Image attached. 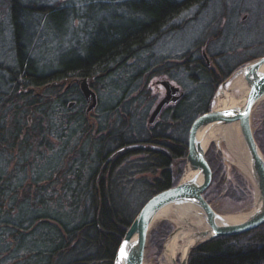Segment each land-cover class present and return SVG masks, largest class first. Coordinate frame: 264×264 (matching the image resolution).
Segmentation results:
<instances>
[{
  "label": "trees",
  "instance_id": "trees-1",
  "mask_svg": "<svg viewBox=\"0 0 264 264\" xmlns=\"http://www.w3.org/2000/svg\"><path fill=\"white\" fill-rule=\"evenodd\" d=\"M106 1L107 5L114 2L125 9L126 14L116 15V24L111 22L96 28L87 36L83 49L79 43L59 54L56 67L46 73L37 69L34 59L26 52L24 40L30 34L28 17L37 18L35 23L42 25L38 34L45 35V31H50L57 37L53 21L65 25L69 17L76 16L80 17L82 24L85 15H76L72 3L47 5L39 0H7L13 51L11 67L1 72L9 80L0 86V111L9 110L7 107L13 106L10 103H20L24 107L22 115L25 120L12 131L11 142L1 129L4 124H0V248L5 239L14 240L16 245L10 258H17L16 264H113L120 241L142 206L155 194L179 182L188 152L190 127L196 118L211 111L220 84L236 69L264 55V52L255 54L229 66L226 61L236 48H211L223 39V34L218 32L193 44V48L179 57V63H160L154 69L155 74L174 78L184 88L185 94L181 91L179 101L165 111L162 123L147 134L141 122L143 112L142 116L138 112L143 111L142 104L147 96L145 87L135 83L140 77L129 78L120 95L115 92L119 81H115L113 104L103 112L110 114L123 105L125 116H118L117 126L115 124L107 134L100 136V143L97 141L94 146V157L83 151L77 156L73 153L72 139L80 134L91 137L88 121L92 115L84 112L85 101L78 80L87 78L96 93L97 83L105 82L103 87L107 89L114 73L123 70L128 60L140 57L139 54L152 49L164 36L181 30L175 28L181 17L193 13V19L189 20L197 21L211 2L97 0L92 4H106ZM46 23L51 27L47 28ZM253 46L243 44L239 47L247 51ZM204 51L210 65L203 56ZM68 54L70 58L63 59ZM172 72L178 75L173 77ZM67 82L73 86L65 92L63 88ZM132 93H137L135 98H128ZM14 94L19 100L9 102ZM70 101L76 104L70 107ZM146 103L145 113L154 102L149 99ZM75 108L78 111L75 117L65 116ZM98 109L99 105L96 111ZM29 120L33 123L30 126ZM253 127L255 139L264 154V115L258 121L253 120ZM105 129L103 127L99 131ZM36 130L41 139L47 140L46 147H52L49 139L59 142V146L51 157L47 156L45 160L38 157L36 169L29 174L26 164L32 163L31 157H21L27 153L26 148L20 147L18 151L15 145L18 133L24 140L23 135ZM15 153L18 160L13 164ZM40 154L37 152V156ZM131 157L134 158L129 160L131 165L121 167L120 162H127ZM206 159L213 172V160L210 161L207 155ZM173 164H178L176 174ZM117 170L120 172L116 173ZM147 173L150 178L146 177ZM139 175L143 177L133 180ZM131 182L135 183L134 186L140 185L147 193L139 206L127 215L114 199L122 194L119 188ZM207 192L208 189L204 193L206 200ZM165 222L159 231L151 232L153 238L166 237L171 231L172 225ZM188 264H264V225L246 234L218 237L200 244L191 251Z\"/></svg>",
  "mask_w": 264,
  "mask_h": 264
},
{
  "label": "rangeland",
  "instance_id": "rangeland-1",
  "mask_svg": "<svg viewBox=\"0 0 264 264\" xmlns=\"http://www.w3.org/2000/svg\"><path fill=\"white\" fill-rule=\"evenodd\" d=\"M23 1L27 2L29 0ZM39 1L40 3L47 5H70L72 3L75 7V11H77L75 13L76 15H85V18L82 19V24L79 20L80 17L78 18L76 16L69 17V21H67L65 25L58 23L57 21H53V27L58 32L57 37L50 34L52 33L50 31H45V35L42 33L38 34L40 33L38 31H41L42 25L39 26L35 23L37 18L28 17L27 24L30 28L27 30L30 34L24 40L26 52L29 57L34 59L37 69H40L41 72L47 71L46 73L52 70L51 68L54 69V67H56V60L60 57L59 54H63L67 50L75 48L79 43L81 44V49H83L87 36L90 33L95 32L96 28L104 27L106 24L111 22H115L116 24L118 23V21H116V15H120L122 13L126 14L125 9L119 8L114 2H110L109 5H107L108 1L105 2L106 4H100L101 2H99V4H92V2L97 0ZM118 1L120 2V0ZM206 9L207 10L199 16L197 21H191L193 19V13L185 15L176 21L175 28H182L181 30H177L176 32L164 36L162 39L158 40L152 49H146L144 52L139 54L141 55L140 57L137 56L138 58L135 57L128 60L123 70L114 73L111 80H109L107 84V89L103 87L105 82H101L100 84L97 83V97L100 109L93 113L88 121L90 128L89 133L91 134V137L86 138L88 135L80 134L72 139L73 145L75 146L73 152L75 155L79 156L80 152L83 151L85 154L87 153L89 157H94V152L96 151L94 146L97 141L100 143L98 140L100 136L102 134H107L108 129H111L116 123L118 124V116H125L122 112L124 108L121 104L115 112L111 111L110 114H105L103 111L112 106L113 100L116 96L115 92L118 93L117 95H120L119 92L124 90L126 83H128V79L132 76L140 77L135 83L145 87L144 92L147 96L145 102L143 101L142 104L141 109H143V111L138 112H140L139 115L143 112L142 114L144 115V118L141 122L147 134V131L153 127L156 128L157 125L162 123L163 119H165V111L174 107V105L164 107L155 122H149L150 116L155 107L166 95L165 88L161 85V82L169 80L174 85L179 86L181 91L185 94L184 88L177 81H175L174 78L171 79L168 75L155 74L156 71L154 69L158 68L160 63L163 62L165 65L179 63V57L188 49L193 48V44H196L197 42L202 41L201 39L218 32L223 34V39L217 42L214 46L211 45V48L225 50L236 48L233 50L234 52L232 51V57L226 61L229 66L234 65L239 60L243 61L255 54L264 52V0H211ZM6 12L7 0H0V73H3L2 70L11 67L10 57L13 51L11 45V33L9 31L10 27L8 25ZM189 18H191V20H189ZM49 23L52 24L51 21H49ZM49 23L45 24L47 28L51 27V25H48ZM218 23L220 24L217 25ZM220 29H223L224 31ZM243 44H253L254 46L249 50L244 51L242 47H239ZM69 58L70 55L68 54L63 59ZM2 73V76L0 75V86L3 87L6 83H8L9 78ZM172 73L174 74H172L173 77L178 75L177 73ZM115 81H119L117 83L118 89L116 91L113 89V83H115ZM218 91L219 88L214 96L212 108L216 107ZM232 93L237 99L240 98L238 90L231 92V94ZM136 94L137 93H132L128 98H135ZM149 99H152L154 103L145 113V108L148 106L146 102H148ZM18 100L19 98L17 94H14L13 98L9 99V102H17ZM115 101H117V98ZM127 101L128 100H126V102ZM10 104L13 106H8L7 109L9 110L0 111V124H4L1 129L6 132L5 136H7V139L11 142L13 141L10 136L12 131L21 126L25 119L22 115V112L24 111L22 104ZM88 106L89 104L87 103V107ZM77 112V108H75L73 111L66 112L65 116L75 117ZM142 114L140 116H142ZM261 115H264V101L257 105L252 116V122L253 120L254 122L260 120ZM32 116L35 118L37 117L34 114ZM104 117L107 118V121L103 124V127H106L107 129L99 131L100 128H103L101 125L105 120ZM29 118L32 119L31 117ZM137 119L139 118L137 117ZM32 124V120H29V126ZM7 132H9V134ZM23 137H25L24 140H22V135L18 133L15 147L18 151L20 147L26 148L27 153L23 154L21 157H31L30 160L32 163L29 165L26 164L29 171L28 173L31 174L30 172L36 169L35 161L37 158L43 157L42 159L45 160L47 156H50L57 150L59 142L49 139V141L52 142V147H46L47 140L44 137L41 139L37 130L31 133L27 132L23 135ZM216 143L217 141H212L206 153L210 161L213 160V164L215 165L212 172L213 184H211L208 188L207 200L213 208L221 214H246L253 206V191L249 186L250 184L248 185V180L245 179L244 175L237 167V160L233 155L232 147L223 141H220V147L217 146ZM37 152H41V154L37 156ZM132 159L134 158H128L127 162L122 160L120 162L121 167L131 165L132 161L129 163V160ZM17 160L18 154L15 153L13 164ZM63 161L65 162L67 159H63ZM30 165H32V167H30ZM86 168L87 166L84 168V173ZM172 169L176 174L178 164H173ZM120 170H117L116 173L120 172ZM142 177L143 175H139L138 177H133V180L138 181L139 178ZM146 177L150 178L151 175L147 173ZM105 178L107 179V175H105ZM128 181H130V179ZM134 184L135 183L131 182L124 187H120L119 191H121L122 194L114 199L116 204L121 206L122 209H125L127 215L131 214L139 206L147 193L140 185L134 186ZM165 221L172 225L171 231L167 233L166 237L163 236L153 238L151 236V232L153 230L159 231L160 225ZM175 227V224L169 220H160L153 225L148 236L144 264H171L170 259L167 257L166 250L169 243V236L175 230ZM159 239H163L162 242H158ZM4 243L5 244L0 248V264H16L17 258H10V253L15 248L16 242L14 240L10 241L9 239H5ZM180 244L182 245L183 242L180 241ZM176 261L180 264V253H178Z\"/></svg>",
  "mask_w": 264,
  "mask_h": 264
},
{
  "label": "water",
  "instance_id": "water-1",
  "mask_svg": "<svg viewBox=\"0 0 264 264\" xmlns=\"http://www.w3.org/2000/svg\"><path fill=\"white\" fill-rule=\"evenodd\" d=\"M203 56L210 65L205 51ZM78 83L89 104L87 113H90L97 106V94L87 79L78 80ZM230 84H234V87L229 89ZM161 85L165 88L166 95L152 112L150 123L155 122L165 106L177 103L182 95L180 87L169 80L162 81ZM222 89H229L230 93L238 90V102L232 106L214 107L195 119L188 134V152L180 181L176 186L155 194L142 206L125 231L113 264H144L149 233L160 220H169L176 226L169 241L177 235L179 241L183 242L182 245L187 246L186 255L180 264H188L191 251L202 243L218 237L246 234L264 225V154L255 139L252 123L257 105L264 101V55L232 72L220 84L217 96ZM233 124H237L238 128L239 149L237 152L232 149V152L237 160V167L248 180L254 195L251 210L244 219L239 220L219 213L204 198L213 173L206 159L211 142L206 147L203 141L213 129L221 128L224 135ZM220 141L227 144L225 138ZM220 141L216 143L219 147ZM239 165H243L245 170ZM166 210L170 211L171 218L162 216ZM121 249L124 251L123 257ZM170 261L171 264H178L176 259Z\"/></svg>",
  "mask_w": 264,
  "mask_h": 264
},
{
  "label": "bare ground",
  "instance_id": "bare-ground-1",
  "mask_svg": "<svg viewBox=\"0 0 264 264\" xmlns=\"http://www.w3.org/2000/svg\"><path fill=\"white\" fill-rule=\"evenodd\" d=\"M87 79V78H82L80 80ZM88 83L91 86L90 81L87 79ZM234 87V84L229 85V89ZM229 89H222L220 95L216 99V107H222V106H232L235 105L238 102V99L234 96V94L229 92ZM81 95L83 96L82 91L80 90ZM229 96V97H228ZM228 97V99H227ZM76 104V103H75ZM73 105V102L70 103V107ZM87 113V110H86ZM224 131V130H223ZM220 128L213 129L207 138L203 141V144L207 147V144L212 142V141H220L221 138H225V141L227 142L228 145H230L233 149L234 152H237L239 147H238V128L237 124H233V126H229L228 129L224 132ZM237 156V155H236ZM239 167L243 170L244 167L243 165H239ZM245 170V169H244ZM163 217L171 218L172 215H170V211L166 210L164 211ZM230 218H234L235 220L239 219H244L246 217V214H232L228 215ZM187 251V246L181 245L178 236H174L168 243L167 245V250L166 254L168 259L172 260L176 259L178 253L181 255V260L184 259Z\"/></svg>",
  "mask_w": 264,
  "mask_h": 264
},
{
  "label": "flooded vegetation",
  "instance_id": "flooded-vegetation-1",
  "mask_svg": "<svg viewBox=\"0 0 264 264\" xmlns=\"http://www.w3.org/2000/svg\"><path fill=\"white\" fill-rule=\"evenodd\" d=\"M77 83H78V82H77ZM52 85H53V84H52ZM78 85H79V84H78ZM58 86L60 87V86H61V83L58 84ZM72 86H73V85H71V84H69V83L67 82V84L64 86L63 90L66 92V91H68ZM91 88H92V86H91ZM92 89H93V88H92ZM79 90H80V86H79ZM93 90H94V89H93ZM94 91H95V90H94ZM96 94H97V93H96ZM97 98H98V97H97ZM83 99H84V97H83ZM84 101H85V110H84V112H85V114H86V110H87V102H86L85 99H84ZM74 105H75V102H73L72 107H73ZM98 105H99V100H98V103H97L96 108L93 110V112H91V114L95 113V111H96Z\"/></svg>",
  "mask_w": 264,
  "mask_h": 264
},
{
  "label": "snow or ice",
  "instance_id": "snow-or-ice-1",
  "mask_svg": "<svg viewBox=\"0 0 264 264\" xmlns=\"http://www.w3.org/2000/svg\"><path fill=\"white\" fill-rule=\"evenodd\" d=\"M123 255H124V251L123 249H121V256L123 257Z\"/></svg>",
  "mask_w": 264,
  "mask_h": 264
}]
</instances>
